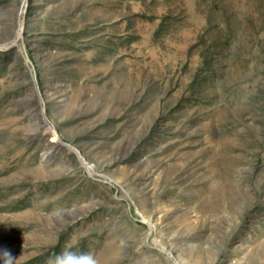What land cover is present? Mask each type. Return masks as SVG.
Listing matches in <instances>:
<instances>
[{
	"label": "rangeland",
	"instance_id": "374dc122",
	"mask_svg": "<svg viewBox=\"0 0 264 264\" xmlns=\"http://www.w3.org/2000/svg\"><path fill=\"white\" fill-rule=\"evenodd\" d=\"M0 264H264V0H0Z\"/></svg>",
	"mask_w": 264,
	"mask_h": 264
},
{
	"label": "bare ground",
	"instance_id": "6f19581e",
	"mask_svg": "<svg viewBox=\"0 0 264 264\" xmlns=\"http://www.w3.org/2000/svg\"><path fill=\"white\" fill-rule=\"evenodd\" d=\"M46 128H47V129H52L51 126H47V125H46ZM151 229H152V232H153V228H151ZM156 243H157V245H159L162 249H164V250L166 251L165 247L162 246V245L160 244V242H156ZM159 246H158V247H159ZM167 252H168L170 255L172 254V251H170V250H167Z\"/></svg>",
	"mask_w": 264,
	"mask_h": 264
}]
</instances>
